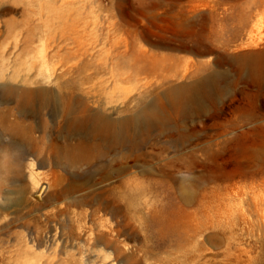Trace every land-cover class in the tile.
<instances>
[{
	"label": "rangeland",
	"instance_id": "obj_1",
	"mask_svg": "<svg viewBox=\"0 0 264 264\" xmlns=\"http://www.w3.org/2000/svg\"><path fill=\"white\" fill-rule=\"evenodd\" d=\"M0 26V93L30 90L36 105L85 98L121 119L192 83L206 60L230 84L208 114L170 120L138 150L70 137L49 108L29 117L0 101V264H264V91L240 79L241 59L264 54V0H0ZM141 48L157 68L174 56L176 77L143 88ZM25 150L52 152L56 166L28 156L3 178Z\"/></svg>",
	"mask_w": 264,
	"mask_h": 264
},
{
	"label": "bare ground",
	"instance_id": "obj_2",
	"mask_svg": "<svg viewBox=\"0 0 264 264\" xmlns=\"http://www.w3.org/2000/svg\"><path fill=\"white\" fill-rule=\"evenodd\" d=\"M145 41H147L153 47H166L174 50H182L194 55L203 54L200 50L196 49L193 46H190L185 42L178 41L179 43L173 44L154 42L149 41L148 39H145ZM48 43L49 42H47V44ZM140 55H144L143 57L145 58H142L147 64H142L141 68L136 72L134 77L139 81L144 80L142 86L143 88L149 84L151 77L157 79L160 78L164 81L168 78L176 77V74L171 71L174 64V56L170 55V57H163V61H169V66L161 64L160 67L157 68V64L155 62H150V64H148V62L146 61L148 55V51L146 49L141 48ZM241 64L243 68L240 70V79L241 77L244 78L245 74L255 75L258 86L264 91V54L258 57H244L241 59ZM217 65L220 66V64L218 63ZM207 66V60L200 64V67L194 72L195 80L192 83L170 86L164 91L158 92L149 102H147L145 106L143 105L144 107L140 109V111H137L135 115L124 117L121 119H113L107 116H103L101 113L93 109L96 107L94 104L93 105L95 107H92V109H90L89 103L92 102H90L89 99L85 98L75 99L67 97H56L52 101L47 100L39 105H36V103H34L31 99L30 90L28 91L22 88L15 89L16 87H7L1 89L0 101L2 103H14L15 109L20 115H26L29 117H33L36 111L47 110L49 108L54 116L61 117L63 119L62 129L70 137H78L82 140L98 139L103 141L104 144L109 148L118 146L121 148L138 150L152 130L159 129L164 131L169 126H171V124L169 123L170 120H174L175 118L188 119L194 116H204L208 114L211 109L213 110L214 108H216L220 96L224 92L228 91V89L230 88V84L228 81L227 73L220 70H214L207 73ZM167 68L169 72L168 70H166ZM141 75L145 76L141 78ZM131 77L132 75H127L124 78V81L129 80ZM114 82L115 80L113 79V83ZM60 106H63V108H61ZM261 109L262 106L259 111H261ZM240 110L243 114L246 115H251L253 112L252 108L248 107H241ZM213 117L214 115L210 116V118ZM43 128H45V126ZM259 154V159H262L264 161V148L260 150ZM28 156L35 157L41 167L52 168L56 166V162L52 152L43 153L39 150H29V152H27V150H25L16 156V163L5 166V173L3 175V178H7L11 175H17L20 171L22 162ZM96 164L97 163L94 162V164L91 165L93 166ZM104 166L106 171L108 165L105 164ZM105 176L106 174L102 175V177L100 178V182L107 180ZM14 191L17 194V198L14 201V207L16 210H18L25 205V192L21 185H18L16 190ZM65 192L66 190L64 186L57 193L50 194L47 202L59 199L61 196L65 195ZM258 201L260 202V200H257V202ZM108 207L110 206L108 205ZM40 245H42L41 242Z\"/></svg>",
	"mask_w": 264,
	"mask_h": 264
}]
</instances>
